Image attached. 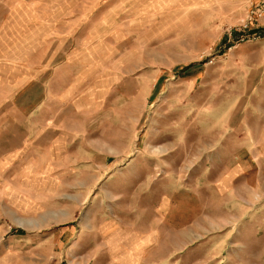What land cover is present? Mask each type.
<instances>
[{"label":"rangeland","instance_id":"rangeland-1","mask_svg":"<svg viewBox=\"0 0 264 264\" xmlns=\"http://www.w3.org/2000/svg\"><path fill=\"white\" fill-rule=\"evenodd\" d=\"M0 8L22 59L97 57L76 94L100 103L61 159L1 180L0 264H264V0Z\"/></svg>","mask_w":264,"mask_h":264},{"label":"crops","instance_id":"crops-1","mask_svg":"<svg viewBox=\"0 0 264 264\" xmlns=\"http://www.w3.org/2000/svg\"><path fill=\"white\" fill-rule=\"evenodd\" d=\"M1 12L2 8L0 199L1 180L5 175L21 166V162L25 164L33 161L43 167L51 157L61 159L60 147L68 141V135L81 132L77 130V127H82V123L77 120L78 111L92 112L100 104L92 96V88L86 90L90 94L85 101L77 95L78 79H86L89 84H94L91 80H99V75L95 77L92 70V66L98 63L97 57L87 55L83 62L78 63L79 58L73 54L85 49L65 47L60 43L38 47L34 43L27 47L26 56L22 59L19 46L6 47L2 40L10 35L4 29L7 17ZM28 33L36 38V31L30 30ZM87 53L91 54V51ZM80 66L82 68H76ZM104 79L105 85L110 84L107 83L111 80L110 76Z\"/></svg>","mask_w":264,"mask_h":264},{"label":"built area","instance_id":"built-area-1","mask_svg":"<svg viewBox=\"0 0 264 264\" xmlns=\"http://www.w3.org/2000/svg\"><path fill=\"white\" fill-rule=\"evenodd\" d=\"M258 10V9H257Z\"/></svg>","mask_w":264,"mask_h":264}]
</instances>
